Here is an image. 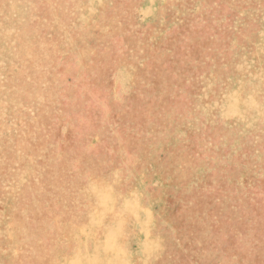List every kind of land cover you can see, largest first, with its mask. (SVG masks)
Returning a JSON list of instances; mask_svg holds the SVG:
<instances>
[{
    "label": "rangeland",
    "instance_id": "1",
    "mask_svg": "<svg viewBox=\"0 0 264 264\" xmlns=\"http://www.w3.org/2000/svg\"><path fill=\"white\" fill-rule=\"evenodd\" d=\"M0 264H264V0H0Z\"/></svg>",
    "mask_w": 264,
    "mask_h": 264
}]
</instances>
